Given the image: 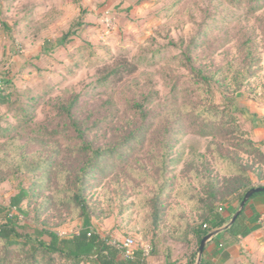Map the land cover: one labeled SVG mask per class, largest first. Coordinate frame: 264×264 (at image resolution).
<instances>
[{
  "label": "rangeland",
  "instance_id": "rangeland-1",
  "mask_svg": "<svg viewBox=\"0 0 264 264\" xmlns=\"http://www.w3.org/2000/svg\"><path fill=\"white\" fill-rule=\"evenodd\" d=\"M228 4L0 0V75L12 81L6 91L10 103L0 104V217L25 188L30 196L22 202V211L13 210L20 226L56 232L61 238L82 229V218L64 203L61 190L73 185L84 158L79 151L82 140L73 131H54L68 130L58 107L78 95L76 114L102 120L87 133L95 148L121 144L135 129L141 133L140 142L130 144L127 160L113 161L106 175L90 181L87 198L94 229L112 244L132 238L133 252L148 264H198L200 244L193 228L203 220L200 198H205L208 182L215 180L225 188L234 169L230 160L236 158L239 165L254 164L250 177L255 186H264V164L244 145L250 138L264 149V7L253 17L241 14L227 28L214 22V16ZM78 20L82 24L74 26L71 42L59 46V38ZM244 33L253 39V75L244 70ZM191 64L214 75L209 86L197 84ZM236 84L241 89L234 94ZM147 96L145 110L151 115L143 125L132 105ZM31 105L34 109L25 117L22 110ZM210 105L225 110V123L234 117L227 133L203 137L193 129L179 131L163 158V120L180 114L190 126L196 112ZM38 163L39 170L29 169ZM238 199L230 198V205L240 207ZM218 207L226 212V204ZM245 213L249 220V206ZM241 241L233 244L237 246L230 261L218 256L215 263L264 264V247ZM4 255L0 244V259ZM25 256L13 250L7 264ZM64 262L58 258L51 264Z\"/></svg>",
  "mask_w": 264,
  "mask_h": 264
},
{
  "label": "trees",
  "instance_id": "trees-1",
  "mask_svg": "<svg viewBox=\"0 0 264 264\" xmlns=\"http://www.w3.org/2000/svg\"><path fill=\"white\" fill-rule=\"evenodd\" d=\"M228 1L229 8L224 11V5V8L219 9L214 16V22L227 28L232 27L235 21H239L241 14L253 17L264 7V0ZM81 24L82 22L78 20L68 32L59 38L57 41L58 45L63 47L69 44L72 37L76 34L74 26L79 27ZM245 35L247 34L244 33L243 38H246V40L241 42L240 45L245 47L244 59L246 63L244 65V70L246 74L249 73L253 75L254 72L252 71L255 57L253 56L254 53L250 45L253 39ZM189 68L197 84L201 86H209L211 79H214V75L204 69L196 68L194 64L189 65ZM125 70L129 73L133 71L130 68L129 70L127 68ZM118 73L119 69L113 70L110 76L117 75ZM240 75L241 72H238L237 77L234 79L236 83H239L238 77ZM10 85H12L11 79L7 78L5 75H0V104L5 105L10 103L11 95L6 93ZM236 85L237 87L234 94L239 93L241 89V84ZM221 86H225L224 82ZM79 98L80 96L77 95L71 98L67 103L59 105V113L68 121V130L66 128L65 131L59 129H55L54 131L60 135L62 132L68 134L73 131L76 138L82 140V147L79 148V151L84 154V158L82 159L83 161L79 162L76 168L73 185L61 189L65 191L64 203L66 205L70 204L72 208H75L78 215L82 218V229L78 234H74L69 238H61L56 232L45 229L41 230L28 224L20 226L19 217L13 213V210L17 209L21 212L22 202L30 196V191L22 188L18 194L12 197L10 206L6 208L7 210L4 216L0 217L1 221H3L0 223V244L1 250L5 254L1 257L0 264H7V256L13 250L25 252L26 254L25 258L18 261L17 264H43L44 262L45 264H51V262H56L58 258L63 259L65 261L64 264H148L145 257H141L136 253L134 257L126 256L119 248L110 242L109 237H102L94 229L89 200L87 198V193L90 190V181L98 180L103 175H106V171L110 170L114 162L121 163L127 160L125 155L131 149L130 144L140 142L141 133L138 129H135L126 136L124 142L122 141L121 144L115 143L107 147L95 148L91 142L86 140L87 133L93 131L94 127L99 126L102 120L92 121L90 117L80 118L76 114ZM149 100L150 98L147 96L144 97L143 102L134 101L132 105V108L139 110V113H141L140 118L143 125L149 123L151 115L149 111L145 110V102L148 103ZM28 108L29 109L22 110L25 117L29 116L34 106L31 105ZM205 114L207 116L202 117ZM227 117L229 116H227L225 110H220L215 105H210L208 109L196 112L190 126H187V124L183 122V118H181L180 114H175L163 120L162 145L164 147V152L162 157H167V151L171 148L170 145L174 135L179 131L185 132L187 128L193 129L196 134L203 137H216L217 135L227 133L228 124L234 121H232L234 117L232 118V116H230V122L225 123L224 118ZM50 133L52 134L53 130ZM230 133H234V130L230 131ZM244 145L248 154H257V157L260 159L259 162L264 164V152L256 148L255 142L252 139H246ZM110 161L111 164L109 163ZM230 161V166L234 169L230 177L226 180V187L222 188L219 186L218 182L211 180L208 182L207 190L204 193L205 198H200L203 204L202 210L204 211L203 220L196 228H193V233L199 244H201L202 240L213 230H218L227 226L239 210V206L233 208L232 205H230V198L239 197V205H241L246 193L253 188L259 187L254 185L249 173L252 171L254 164L239 165L236 158ZM41 164L42 163H38L36 166L30 165L29 169L37 171L42 166ZM259 196H264V192L253 195L246 204L245 209L248 206L250 207V202ZM220 203L226 204V212L224 214L218 211V205ZM245 209L230 227L224 229L207 243L200 264H216L214 259L220 255L224 260H227L229 256L226 254L225 248L233 245L239 238H245L252 233V228L250 227L251 223L252 221H257L260 215L257 213L253 220H246ZM222 210H224V208H222ZM46 236H48L49 240L45 239ZM227 238L230 240L225 241ZM45 259H48L50 263L46 262Z\"/></svg>",
  "mask_w": 264,
  "mask_h": 264
},
{
  "label": "crops",
  "instance_id": "crops-1",
  "mask_svg": "<svg viewBox=\"0 0 264 264\" xmlns=\"http://www.w3.org/2000/svg\"><path fill=\"white\" fill-rule=\"evenodd\" d=\"M232 207L235 208L234 205H232ZM250 208L252 210V215H250L249 220H253L257 213L262 218L260 217V219H258L257 221H252L250 226L252 228V233L245 238H241V243L245 245V243L252 242V244H254L255 246L264 247V229L262 228L261 224V221L264 217V196H259L253 199L250 202ZM236 246L237 245H231L225 248V252L229 256L227 260H224L221 255L219 257H221L223 261H230L233 258V252L235 251Z\"/></svg>",
  "mask_w": 264,
  "mask_h": 264
},
{
  "label": "water",
  "instance_id": "water-1",
  "mask_svg": "<svg viewBox=\"0 0 264 264\" xmlns=\"http://www.w3.org/2000/svg\"><path fill=\"white\" fill-rule=\"evenodd\" d=\"M262 192H264V187H258V188H253V189H251V190H249L247 193H246V195H245V197H244V199H243V201H242V203H241V205H240V208H239V210L236 212V214L233 216V218H232V220L230 221V223L227 225V226H225L224 228H221V229H218V230H216V231H214V232H211V233H209L203 240H202V242H201V244H200V248H199V259H198V264H200L201 263V260H202V256H203V253H204V250H205V247H206V245H207V243L209 242V241H211L215 236H217L219 233H221L224 229H226V228H228V227H230L236 220H237V218L239 217V215L241 214V212L245 209V206H246V204L249 202V200L251 199V197L253 196V195H255V194H257V193H262Z\"/></svg>",
  "mask_w": 264,
  "mask_h": 264
},
{
  "label": "built area",
  "instance_id": "built-area-1",
  "mask_svg": "<svg viewBox=\"0 0 264 264\" xmlns=\"http://www.w3.org/2000/svg\"><path fill=\"white\" fill-rule=\"evenodd\" d=\"M220 211H222V208H220ZM261 224L264 227V218L262 219ZM114 245L119 248L126 256L134 257L135 253L132 250L134 240L132 238H127L123 242L114 243Z\"/></svg>",
  "mask_w": 264,
  "mask_h": 264
}]
</instances>
